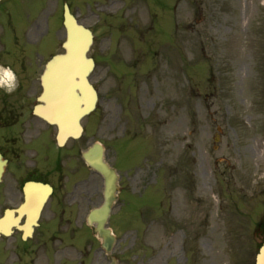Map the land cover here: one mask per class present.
I'll list each match as a JSON object with an SVG mask.
<instances>
[{"label": "rangeland", "instance_id": "1", "mask_svg": "<svg viewBox=\"0 0 264 264\" xmlns=\"http://www.w3.org/2000/svg\"><path fill=\"white\" fill-rule=\"evenodd\" d=\"M136 1L98 27L100 101L83 120L121 175L123 264H250L236 231L264 225V0Z\"/></svg>", "mask_w": 264, "mask_h": 264}, {"label": "flooded vegetation", "instance_id": "2", "mask_svg": "<svg viewBox=\"0 0 264 264\" xmlns=\"http://www.w3.org/2000/svg\"><path fill=\"white\" fill-rule=\"evenodd\" d=\"M81 2L71 10L96 39L99 10L109 13L121 0ZM66 3L0 0V65L11 67L18 81L11 94L0 89V264H123L125 251L103 255L87 223L99 205L100 175L81 156L83 140L62 151L56 129L35 112L44 103L46 63L67 36ZM95 41L91 55L97 63ZM247 228L253 259L264 226Z\"/></svg>", "mask_w": 264, "mask_h": 264}, {"label": "water", "instance_id": "3", "mask_svg": "<svg viewBox=\"0 0 264 264\" xmlns=\"http://www.w3.org/2000/svg\"><path fill=\"white\" fill-rule=\"evenodd\" d=\"M68 40L66 53L55 56L47 65L44 85L46 107L40 112L58 125L59 141L64 143L69 137H79L83 130L81 119L96 106L97 92L89 81L93 69V60L87 52L92 43V34L85 27L77 24L72 16L67 15ZM103 147L95 144L84 153L85 159L101 171L105 177L106 201L91 216L96 221L97 231L103 236L105 244L110 247L114 240L110 229L105 228L109 210L115 199L117 175L104 161ZM258 264H264V247Z\"/></svg>", "mask_w": 264, "mask_h": 264}, {"label": "clouds", "instance_id": "4", "mask_svg": "<svg viewBox=\"0 0 264 264\" xmlns=\"http://www.w3.org/2000/svg\"><path fill=\"white\" fill-rule=\"evenodd\" d=\"M18 86L17 77L11 67L0 65V89L11 94Z\"/></svg>", "mask_w": 264, "mask_h": 264}]
</instances>
